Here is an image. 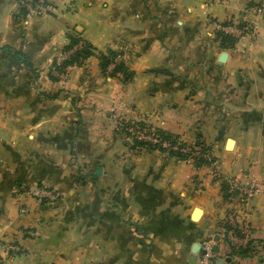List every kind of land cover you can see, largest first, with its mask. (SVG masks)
<instances>
[{
  "label": "crops",
  "instance_id": "0c3cea01",
  "mask_svg": "<svg viewBox=\"0 0 264 264\" xmlns=\"http://www.w3.org/2000/svg\"><path fill=\"white\" fill-rule=\"evenodd\" d=\"M258 2L50 0L52 16L32 14L16 30L17 5L0 0V48L25 54L38 76L27 78L0 50L2 264H199L201 251L192 248L210 239L215 264H264V19L254 16ZM213 23L237 29L254 23L256 36L222 43ZM69 31L94 54L121 52L133 77L122 84L104 76L94 55L72 67L63 85L76 97L74 107L62 97L43 100L62 87L51 83L48 67ZM111 108L125 123L200 144L213 161L195 169L190 160L132 147L108 118ZM92 173L93 181L81 180ZM250 184L261 191L248 206L239 192L229 193L231 186ZM34 186L52 188L55 200L39 204L16 193ZM21 204L28 213H18ZM229 211L251 228L255 252L247 257L235 255L219 235ZM8 243L20 252L8 254Z\"/></svg>",
  "mask_w": 264,
  "mask_h": 264
},
{
  "label": "rangeland",
  "instance_id": "374dc122",
  "mask_svg": "<svg viewBox=\"0 0 264 264\" xmlns=\"http://www.w3.org/2000/svg\"><path fill=\"white\" fill-rule=\"evenodd\" d=\"M14 3L17 5V12L12 16V24H13V28L14 29H18L20 27V25L26 20V18L30 15H37V16H52L54 12H52V10L50 9V0H36L34 3H32V0H14ZM21 9H24L26 11V15L24 16L22 13H21ZM24 16V17H23ZM214 25L215 24H218V23H213ZM61 54L60 55H57L51 62V65L53 62L55 63H61L63 60H65L69 54H71V51L70 52H67V53H63L62 51L60 52ZM96 57L98 54H94ZM98 58V57H97ZM99 61V59H98ZM115 63L111 64L109 67H108V70L107 72H110L113 68H114V64L116 63H120V62H124V64L127 66L126 64V61L124 58H122L121 54L118 55L116 58H115ZM51 65L48 67V74L51 75L54 80L52 81L51 80V83L53 84H58L62 87H60V89H58L56 92H60V95L57 99H64L66 102H70V100L72 98H76L75 96H72L67 90L64 89L63 85L65 84V82L67 80H69V70L71 68H69L65 73L63 74H59L56 70L52 69L51 68ZM101 72V71H100ZM103 74V73H102ZM104 76H107L106 74H103ZM27 78L29 79H33V77H29L26 75ZM119 79V81L124 84L122 82V76L121 75H117L116 77H112V78H117ZM38 79V76L35 77ZM111 78V77H109ZM111 78V79H112ZM53 94V93H52ZM48 96L50 95H44V96H41V98L43 100H55V99H49ZM71 106V105H69ZM108 118L112 121L113 123V126L115 128L116 131H118L119 134L123 135L124 138L128 139L127 142L130 143H133V140L131 139V136L138 142H142V143H145L146 145H149V146H153V144H151L150 142H147L146 140H142V139H137V136L139 135V133H143L144 135H146V132H151V133H154V130L149 127V126H146L144 124L142 125H135V124H128V123H125L124 120H122L118 115H117V112H116V109L114 108H111L109 109L108 111ZM129 129H132L134 130L133 133L135 134H132L131 132H129ZM139 132V133H138ZM205 147V146H204ZM147 148V147H146ZM180 148V149H179ZM201 147H200V144H196V142H186L184 139H182L181 137H179V139L177 140V143L175 144H171L170 142H166L165 143V148L163 149L164 151L160 150L159 148H155V149H152V150H158L160 152H163L168 158H171V159H175L176 161H184V160H190L194 165V168L195 169H198L200 168L201 166L203 167L206 166V164L208 163V161H213L212 160V154L209 153L207 150L208 149H202L204 152H202L201 150H199ZM169 151L171 152H178L179 154H183V155H187L188 157H186L185 159H179L175 156H171L169 154ZM201 162V164L199 163ZM82 177L84 178V182L86 181H93V173L92 174H85V175H82ZM7 182V181H6ZM40 189L39 191L42 192V190H49V191H53L52 188L50 187H22L21 190L22 192L19 190H17L16 193H20L21 195H30L31 198H34L37 202L40 203H51L53 201H50V199H43V197H37L38 195H35L36 193H38L36 190ZM261 191V190H260ZM54 192V191H53ZM260 193V192H259ZM230 195V194H229ZM56 198V196H55ZM20 210H23L25 213H20ZM29 211V208L27 207V205L25 204H21L19 205L18 207V213L21 214V215H24L26 213H28ZM32 233V232H30Z\"/></svg>",
  "mask_w": 264,
  "mask_h": 264
},
{
  "label": "trees",
  "instance_id": "16d2710c",
  "mask_svg": "<svg viewBox=\"0 0 264 264\" xmlns=\"http://www.w3.org/2000/svg\"><path fill=\"white\" fill-rule=\"evenodd\" d=\"M35 1L36 0H32V3H34ZM21 13L24 16L26 15V11L24 9H21ZM217 35L221 38L222 43L229 41V39L227 38L229 36H225L221 33ZM65 37L67 40V45L63 47L62 52L67 53L71 51V54H69V56L65 60H63L61 63L57 64L53 62L51 65V68L56 70L59 74L65 73L69 68L82 66L89 57L94 56V51H95L91 45L83 42L80 39L79 34L76 33L75 31L67 32L65 34ZM78 46H80V48ZM76 47L78 48L76 49ZM0 50L4 54H6L8 58L14 60L16 63L21 65L27 76L33 77V78L37 77V68L35 64L32 63L31 60L25 54L9 46H2ZM120 54L121 52L114 51L111 49L107 50L105 53H99L97 55L99 59V69L101 73L106 74L108 77H111V78L116 77L117 75H121L122 82L127 83L133 77V72H131L128 69V67L124 64V62L114 64V68L110 72H107L108 67L111 64L115 63L114 62L115 58ZM49 74H48L49 79L53 81L54 78ZM59 95H60V92H56L48 96V98L57 99ZM75 102H76V98H72L70 102L68 103L72 107H74ZM78 116H79V112H78ZM153 135L156 136L161 142L165 141V142H170L171 144L177 143V140L179 139V136L171 134L163 130H154ZM132 147H140V148L147 147V149L159 148L160 150L164 151L163 148H160L159 146H149V145H146L145 143L138 142L135 139H133ZM169 154L179 159H185L186 157H188L187 155L179 154L178 152L169 151ZM199 163L201 164V162ZM80 178L81 180L84 179L82 176ZM254 252H255L254 247L251 242L245 248L233 251V253L239 256L240 258L247 257L253 254Z\"/></svg>",
  "mask_w": 264,
  "mask_h": 264
},
{
  "label": "built area",
  "instance_id": "2783aa9c",
  "mask_svg": "<svg viewBox=\"0 0 264 264\" xmlns=\"http://www.w3.org/2000/svg\"><path fill=\"white\" fill-rule=\"evenodd\" d=\"M254 16L257 20H260V18L264 14V0H259L258 4L253 9ZM215 27L218 32L225 36H245L248 38H253L256 36L257 32V25L256 24H247L244 25L241 29H237L232 24H215ZM80 48V46H78ZM76 47V49L78 48ZM58 64V63H57ZM129 132H134V130L129 129ZM139 133V132H138ZM135 134V133H133ZM137 139L146 140L147 142H150L153 144V146H159L160 148H165V141H160L156 136L153 135L151 132H146V135L143 133H139L137 136ZM40 189L36 190L38 193L35 195H38L37 197H43V199H50V201L55 200V192L52 190H42V192L39 191ZM237 192L240 193L241 201L244 203V205L248 206L251 200L256 196L260 189L255 184H250L246 188H241L238 186H231L229 193L233 196L236 195ZM20 213H25L23 210H20ZM30 235H32L30 233ZM220 237L222 238L225 245L230 249H243L247 246V244L251 241V228L249 224L245 221H240L238 219V216L232 212L229 211L226 213L222 226L220 228ZM213 240H206L203 241L200 245V251L203 252L200 254L199 257V264H215V250L213 248ZM6 252L8 254H12L13 256L16 255L18 252H20V248L18 245L14 243H8L5 246ZM2 259L0 258V264H2Z\"/></svg>",
  "mask_w": 264,
  "mask_h": 264
},
{
  "label": "water",
  "instance_id": "95a60500",
  "mask_svg": "<svg viewBox=\"0 0 264 264\" xmlns=\"http://www.w3.org/2000/svg\"><path fill=\"white\" fill-rule=\"evenodd\" d=\"M263 19H264V14H263ZM225 58H226V54H222L221 57H220V62L224 63ZM230 144H232V140H228V142H227V147H228ZM196 212H197V213H200L201 211H200L199 209H197V210L194 211L193 215H194ZM194 220H195V219H194ZM199 250H200V245H194V247L192 248V253H193V254H196ZM201 253H203V252H201ZM216 264H222V262H217Z\"/></svg>",
  "mask_w": 264,
  "mask_h": 264
},
{
  "label": "bare ground",
  "instance_id": "6f19581e",
  "mask_svg": "<svg viewBox=\"0 0 264 264\" xmlns=\"http://www.w3.org/2000/svg\"><path fill=\"white\" fill-rule=\"evenodd\" d=\"M232 145H233V144H230V145L228 146V149H229V150L231 149ZM197 215H198V213H197Z\"/></svg>",
  "mask_w": 264,
  "mask_h": 264
}]
</instances>
